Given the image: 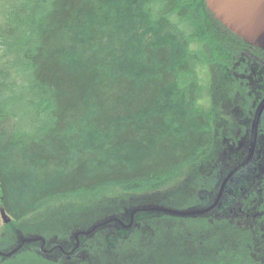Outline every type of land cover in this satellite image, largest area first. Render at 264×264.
Returning a JSON list of instances; mask_svg holds the SVG:
<instances>
[{"label": "trees", "instance_id": "obj_1", "mask_svg": "<svg viewBox=\"0 0 264 264\" xmlns=\"http://www.w3.org/2000/svg\"><path fill=\"white\" fill-rule=\"evenodd\" d=\"M247 48L203 0H0V225L2 210L20 224L59 202L153 195L204 167L210 182L223 138L236 132L233 119L222 122L224 108L233 103L227 111L239 118L234 103L249 102V75L233 70ZM137 49L139 71L109 69L110 59L128 62ZM211 68L221 76L219 100L201 76ZM198 175L182 194L203 204ZM20 182L28 189L16 195ZM156 200L148 206L184 209L177 198ZM136 211L135 227L163 215ZM201 219L225 242L195 264H255V255L262 264L251 229ZM106 224L115 221L95 233Z\"/></svg>", "mask_w": 264, "mask_h": 264}, {"label": "rangeland", "instance_id": "obj_2", "mask_svg": "<svg viewBox=\"0 0 264 264\" xmlns=\"http://www.w3.org/2000/svg\"><path fill=\"white\" fill-rule=\"evenodd\" d=\"M174 51L176 52V48ZM141 52V49H137L134 59L133 53L127 54L125 61L128 62L124 63L121 62L122 59L115 56L109 61V69L119 64L120 69L116 73L132 76L133 72L130 70L137 72L144 63ZM201 76L205 81H209L213 90H215L216 82L221 81V76L213 68L202 73ZM215 95L218 100L223 97V93L218 88L215 90ZM233 96L231 94L230 98L232 99ZM218 100H215V105L219 109ZM230 105L233 103H228L224 108L228 120L222 118L223 123L228 122L229 119L237 120L235 116L230 117L228 113L230 108L227 111ZM236 106H238L239 114L240 111L245 114L249 110L248 102L240 99L234 103V107ZM238 119L240 124L242 118ZM125 156L132 159L131 155L125 154ZM220 163H223V160L216 161L212 175L218 174ZM210 168H201L199 172H194L191 176L186 174L179 181L153 195L120 196L93 203L59 202L20 224L12 223V219L9 224H4L1 219L0 264H195L198 259L208 257L215 248L223 247L225 238L223 234L220 236L218 227L208 226L212 222L207 223L205 219H201L202 216H199L200 219L196 221L191 219L195 217L164 216L166 214L142 219L135 227L138 213L136 210L149 213L148 211L153 209L148 206L150 203L153 204L150 199L168 202V199L172 198L179 199L180 202L177 201L178 204L181 203L179 207L184 208L182 210L185 212L203 209L202 203H199L201 199L196 200L195 197L194 200L189 194L185 197L182 192L187 187H192L199 173L198 176L202 177L203 181L202 172L209 171ZM209 178L211 181L207 182L204 188L207 185L208 187L214 185L215 176ZM17 188L16 195H21L28 189L27 184L22 182L17 185ZM111 220L115 221V226L106 224L102 226L103 230L95 233L96 228ZM131 221L133 227L128 228ZM202 221L207 224L200 223ZM117 226L122 229H118ZM134 227L137 233H130V237L114 239L121 230L126 232ZM257 238V242H260L261 237ZM232 245L233 240H230L229 247L232 248ZM257 257V255L254 256V261ZM206 259L214 261L218 258Z\"/></svg>", "mask_w": 264, "mask_h": 264}, {"label": "flooded vegetation", "instance_id": "obj_3", "mask_svg": "<svg viewBox=\"0 0 264 264\" xmlns=\"http://www.w3.org/2000/svg\"><path fill=\"white\" fill-rule=\"evenodd\" d=\"M247 47L246 63L244 59L233 63V70L237 76L242 73L249 75L247 87L250 90V107L245 114L240 111V124L238 117L237 120H232L238 126H235L233 138L224 137L226 132H223L224 148L220 159L223 163L218 165L219 172L214 185H207L202 191L203 209L212 207L218 197L220 199L216 208L202 217H225L248 227L254 235L259 236V230L264 233V84L261 79H264V52L248 45ZM235 50L237 53L238 49ZM240 55L235 54L237 59ZM207 178L208 175L204 178L205 184L208 182ZM259 241L263 246L260 251H263L261 261L264 264V234ZM259 259L255 258V264H259Z\"/></svg>", "mask_w": 264, "mask_h": 264}, {"label": "water", "instance_id": "obj_4", "mask_svg": "<svg viewBox=\"0 0 264 264\" xmlns=\"http://www.w3.org/2000/svg\"><path fill=\"white\" fill-rule=\"evenodd\" d=\"M214 20L228 33L243 43L264 52V0H203ZM253 147V146H252ZM220 197L212 207L196 211H179L162 207L150 209L148 212L166 214L174 217H199L207 214L218 205ZM4 224L11 218L1 211ZM133 227V222L128 228Z\"/></svg>", "mask_w": 264, "mask_h": 264}]
</instances>
